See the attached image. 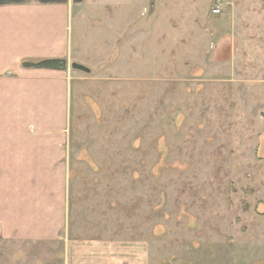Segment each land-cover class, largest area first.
<instances>
[{
	"label": "rangeland",
	"instance_id": "rangeland-1",
	"mask_svg": "<svg viewBox=\"0 0 264 264\" xmlns=\"http://www.w3.org/2000/svg\"><path fill=\"white\" fill-rule=\"evenodd\" d=\"M58 3L76 237L139 243L146 264H264V0ZM61 245L0 241V264H58Z\"/></svg>",
	"mask_w": 264,
	"mask_h": 264
},
{
	"label": "crops",
	"instance_id": "crops-1",
	"mask_svg": "<svg viewBox=\"0 0 264 264\" xmlns=\"http://www.w3.org/2000/svg\"><path fill=\"white\" fill-rule=\"evenodd\" d=\"M26 1L0 4V69L6 68L0 83L6 85L0 111V241L61 242L58 264H146L139 243L123 249L124 242L105 231L76 237L87 229L72 222L69 205L73 194L63 145L69 93L61 72L67 64L60 69L22 64L66 55L53 12L59 3Z\"/></svg>",
	"mask_w": 264,
	"mask_h": 264
},
{
	"label": "water",
	"instance_id": "water-1",
	"mask_svg": "<svg viewBox=\"0 0 264 264\" xmlns=\"http://www.w3.org/2000/svg\"><path fill=\"white\" fill-rule=\"evenodd\" d=\"M26 0H0V4L4 3H17V2H24ZM39 2H64L66 0H37ZM75 1V0H74ZM23 66L25 67H35V68H53V69H60L64 68L66 66V62L63 59H58V58H52V59H44L38 62H23ZM73 68H77L80 70H87V68L79 63H73L72 64Z\"/></svg>",
	"mask_w": 264,
	"mask_h": 264
},
{
	"label": "built area",
	"instance_id": "built-area-1",
	"mask_svg": "<svg viewBox=\"0 0 264 264\" xmlns=\"http://www.w3.org/2000/svg\"><path fill=\"white\" fill-rule=\"evenodd\" d=\"M214 7L211 8L210 12L212 15H218L220 13V6L218 4L213 5Z\"/></svg>",
	"mask_w": 264,
	"mask_h": 264
}]
</instances>
